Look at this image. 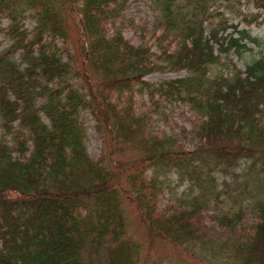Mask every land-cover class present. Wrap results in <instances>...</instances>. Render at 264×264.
I'll use <instances>...</instances> for the list:
<instances>
[{
  "label": "trees",
  "instance_id": "obj_1",
  "mask_svg": "<svg viewBox=\"0 0 264 264\" xmlns=\"http://www.w3.org/2000/svg\"><path fill=\"white\" fill-rule=\"evenodd\" d=\"M216 1L155 0L157 17L136 29L135 47L119 27L106 29L125 22L129 0H0V16L10 21L0 32L11 43L0 54V264H143L141 245L128 236L124 202L135 206L150 244L226 264H264V199L249 215L228 210L209 225L206 204L195 197L177 198L159 213L162 183L146 177L155 169L182 176L195 160L264 158V54L243 72L210 74L230 51L263 45L227 26L211 11ZM247 1L264 22V0ZM26 11L31 33L22 25ZM72 28L75 68L55 43L71 40ZM181 72L183 79L157 88L144 81ZM135 88L152 102L155 92L187 102L189 130L153 134L150 118L134 110ZM83 111L108 147L99 161L85 147ZM182 139L194 143L192 151L178 146ZM128 153L135 157H122Z\"/></svg>",
  "mask_w": 264,
  "mask_h": 264
},
{
  "label": "rangeland",
  "instance_id": "obj_2",
  "mask_svg": "<svg viewBox=\"0 0 264 264\" xmlns=\"http://www.w3.org/2000/svg\"><path fill=\"white\" fill-rule=\"evenodd\" d=\"M211 11H216L226 20V25L234 27L237 31H242L253 39L258 40L263 46L247 44L246 49L239 54L230 51L227 58H223V67H216L210 74H228L233 68L243 72L246 64L252 59H257L264 54V22L262 17L255 18L258 10L247 0H217L211 6ZM155 0H129L124 11V23L119 25L108 24V34H112L114 28H120L124 39L131 45L137 47V28L150 27L157 17ZM22 25L24 29L31 33L35 27L33 18L29 11L22 12ZM246 20V21H245ZM217 18L208 22V25L215 24ZM249 22V23H247ZM10 24L7 16H0V30H5ZM71 40H57L55 43L60 49L65 60H69L72 68H75L77 61L73 56L77 32L72 28ZM228 30L227 33H230ZM11 43L0 32V54L9 50ZM151 52L158 56V51L151 48ZM13 61L20 64V53L12 57ZM185 73H157L147 76L144 81L157 88L166 81L183 79ZM70 82L74 88L80 89V81L71 75ZM80 92H83L80 90ZM42 100L38 99L36 105L39 106ZM133 107L138 115H146L150 118V129L158 136L178 134L181 128L189 130L186 119L191 115L189 104L176 97H166L155 92L153 102L145 91L139 88L134 89ZM44 123L48 124L46 118L41 114ZM80 119L85 129V147L87 153L94 161H99L108 152L107 145L96 133L95 122L87 111L80 114ZM3 132L0 128V142ZM8 140V138H7ZM178 146L185 152L192 151L194 143L189 139L180 140ZM123 158L131 159L133 154H126ZM121 159V158H119ZM182 168L184 171L180 176V171L175 169H155L147 172L148 179H157L162 183L161 191L157 197L156 207L159 213L175 205L177 198H199L206 204L205 220L209 225H213V218L224 214L228 210L241 208L247 215L251 212L256 202L264 199V158H242L235 164L227 163L215 164L208 160H195L186 163ZM124 215L127 223L128 236L139 243L142 247L141 262L143 264H226L221 261H214L200 253L191 252L189 254L171 248L159 241L149 243L146 233L140 223L135 206L127 202L123 203Z\"/></svg>",
  "mask_w": 264,
  "mask_h": 264
}]
</instances>
